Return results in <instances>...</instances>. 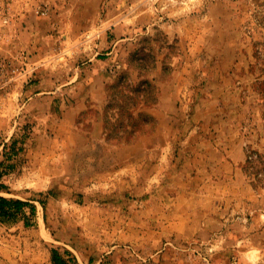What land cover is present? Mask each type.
<instances>
[{"label":"crops","instance_id":"1","mask_svg":"<svg viewBox=\"0 0 264 264\" xmlns=\"http://www.w3.org/2000/svg\"><path fill=\"white\" fill-rule=\"evenodd\" d=\"M34 31L37 42L31 51L37 54L32 64L38 75L39 56L52 55L44 49L45 43L57 36L49 30ZM57 34L69 39L81 32ZM3 52L10 50L5 47ZM112 59L96 60L95 72L100 69L103 73ZM248 60L218 63L204 80L191 66L190 76L178 80L175 160L169 155L177 142L162 136L166 117L175 113L165 108L171 106L169 96H160L161 104L153 113L159 123L154 136L161 140L142 135L136 141H109L103 121L99 122L101 132L96 127L89 135L76 124V118L84 117L96 101H105L104 76L90 78L94 83L84 80L74 93L63 92L62 88L36 92V96H46L51 102H65L71 97L73 102L64 104L61 121L36 131L26 143L30 148L26 153L28 172L22 181H32L37 190L72 191L77 182L84 214L89 203V211L95 212L98 245L85 255L80 248L79 254L72 248L74 241H63L65 248L55 247L53 252L57 253L43 264H55L54 259H62L65 264H103L107 260L109 264H198L165 250L168 241L178 245L212 244L215 264H264V185L257 186L244 171L246 142L254 149L264 148V91L260 89L264 66L259 69ZM259 138L262 142L257 141ZM93 182L95 194L88 192ZM0 196L18 195L0 191ZM93 199L97 203L91 204ZM21 200L37 208V202ZM31 207L25 208L16 221L0 223V242L7 240L14 222L20 221L25 227L34 223ZM84 227L89 225L85 223Z\"/></svg>","mask_w":264,"mask_h":264},{"label":"rangeland","instance_id":"2","mask_svg":"<svg viewBox=\"0 0 264 264\" xmlns=\"http://www.w3.org/2000/svg\"><path fill=\"white\" fill-rule=\"evenodd\" d=\"M35 29L49 30L53 35L56 32L57 36L49 45L45 43L51 48L44 45L52 55L39 56L38 75L32 64L37 53L31 51L37 42L32 34ZM0 32L7 34L0 43L3 50L7 47L12 54L19 49L35 69L0 114V188L18 195L10 199L37 202L35 212L30 211L34 223L25 227L20 221L14 222L12 231H7V240L0 242V264H43L55 247L64 249L61 242L68 240L74 241L72 248L77 253L80 248L85 255L98 246L95 212L89 211V203L84 214L77 182L72 191L37 190L32 181H22L28 172L26 153L30 148L26 143L36 131L61 121L64 104L73 102L72 97L65 102H51L46 96H36V92L62 88L63 92L74 93L84 80L94 83L104 76L105 101H96L84 117L76 118V124L89 135L103 121L109 141H136L142 135L151 136L152 141L161 140L154 136L159 123L153 113L161 104L160 96H169L172 103L165 108L175 113L166 117L162 136L177 142L169 155L175 160L178 80L190 76L191 66H195L200 80L222 62L233 64L249 59L259 69L264 66V0H0ZM57 32L81 34L62 39ZM3 50L4 55H9ZM111 58L113 62L102 69L103 73L100 69L95 72L94 62ZM98 89H94L96 94ZM260 89L264 91V84ZM257 141L262 142L261 138ZM245 148L244 171L248 179L257 186L264 185V148L254 149L247 142ZM91 185L94 186H89L88 192L93 194L97 192L95 182ZM94 203L95 199L91 201ZM85 223L89 225L87 229ZM166 249L185 256L189 262L215 264L216 249L212 244L178 245L168 241ZM109 263L107 260L103 264Z\"/></svg>","mask_w":264,"mask_h":264},{"label":"built area","instance_id":"3","mask_svg":"<svg viewBox=\"0 0 264 264\" xmlns=\"http://www.w3.org/2000/svg\"><path fill=\"white\" fill-rule=\"evenodd\" d=\"M5 38H7L6 32H0V43ZM3 46L0 45V114L10 96L19 94L18 90L21 89L24 79L31 78L35 71L34 68H31L27 55L17 48L14 53L4 55L2 53ZM205 261L209 263L206 258Z\"/></svg>","mask_w":264,"mask_h":264},{"label":"trees","instance_id":"4","mask_svg":"<svg viewBox=\"0 0 264 264\" xmlns=\"http://www.w3.org/2000/svg\"><path fill=\"white\" fill-rule=\"evenodd\" d=\"M3 173H0V179L2 178ZM2 188H0L1 191ZM32 204L29 202L18 200V199H10L7 197L0 196V223L7 221H16L18 215L25 213V208L31 207ZM31 212H35V207H31ZM57 252H53L55 255ZM55 264H65V261L61 259H54Z\"/></svg>","mask_w":264,"mask_h":264}]
</instances>
